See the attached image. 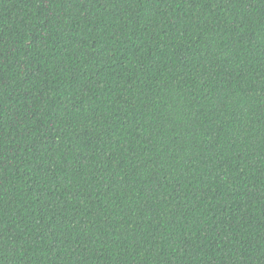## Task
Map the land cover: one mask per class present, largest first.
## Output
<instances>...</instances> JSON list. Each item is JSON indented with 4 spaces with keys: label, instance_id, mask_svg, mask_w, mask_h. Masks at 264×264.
<instances>
[{
    "label": "trees",
    "instance_id": "trees-1",
    "mask_svg": "<svg viewBox=\"0 0 264 264\" xmlns=\"http://www.w3.org/2000/svg\"><path fill=\"white\" fill-rule=\"evenodd\" d=\"M0 264H264V0H0Z\"/></svg>",
    "mask_w": 264,
    "mask_h": 264
}]
</instances>
